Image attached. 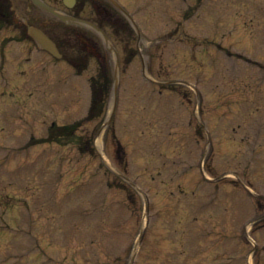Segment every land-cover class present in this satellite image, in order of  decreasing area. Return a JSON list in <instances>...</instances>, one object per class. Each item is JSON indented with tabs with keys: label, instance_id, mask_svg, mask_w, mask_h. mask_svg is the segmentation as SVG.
<instances>
[{
	"label": "rangeland",
	"instance_id": "1",
	"mask_svg": "<svg viewBox=\"0 0 264 264\" xmlns=\"http://www.w3.org/2000/svg\"><path fill=\"white\" fill-rule=\"evenodd\" d=\"M119 1L141 40L106 128L90 78L114 57L54 62L0 29V264H128L140 232L132 264H264V0Z\"/></svg>",
	"mask_w": 264,
	"mask_h": 264
},
{
	"label": "flooded vegetation",
	"instance_id": "2",
	"mask_svg": "<svg viewBox=\"0 0 264 264\" xmlns=\"http://www.w3.org/2000/svg\"><path fill=\"white\" fill-rule=\"evenodd\" d=\"M40 2L44 1L55 9L64 11L68 15H71L76 18H81L84 15V5L87 4L86 0L75 1L74 4H65L63 0H39ZM4 6V5H3ZM108 12L103 9L101 15L105 16ZM2 18L7 21L8 25L13 26L18 32L19 36L24 39L31 40L34 42V38L29 33V28L38 27L41 31L46 33L60 48L63 40L69 39L70 34L64 32V28H60L63 23H61L56 15L48 12L42 6L35 4L33 0H7L5 6V12H1ZM88 20V19H86ZM90 21V20H88ZM98 26L101 23L92 22ZM70 28V31L76 35V39L80 41L83 49L87 52H90L92 55L99 56L98 46L102 42L96 32L84 24H71L65 25ZM46 27H49L48 29ZM81 31H85L87 34H81ZM97 37V38H96ZM69 51H73L69 47ZM80 52V50H78Z\"/></svg>",
	"mask_w": 264,
	"mask_h": 264
}]
</instances>
